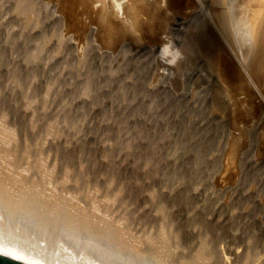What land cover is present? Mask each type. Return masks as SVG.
<instances>
[{
	"label": "rangeland",
	"instance_id": "rangeland-1",
	"mask_svg": "<svg viewBox=\"0 0 264 264\" xmlns=\"http://www.w3.org/2000/svg\"><path fill=\"white\" fill-rule=\"evenodd\" d=\"M233 4L0 0L1 229L264 264V26L248 45Z\"/></svg>",
	"mask_w": 264,
	"mask_h": 264
},
{
	"label": "bare ground",
	"instance_id": "bare-ground-1",
	"mask_svg": "<svg viewBox=\"0 0 264 264\" xmlns=\"http://www.w3.org/2000/svg\"><path fill=\"white\" fill-rule=\"evenodd\" d=\"M232 1L234 3L233 4L234 11H232L233 13L231 14H233V16L236 18V21L234 23H237L236 26L238 27V29L242 31L245 30L247 26V31L251 32L250 35L248 32L245 33V34H248L247 36H249L250 44L248 43V45L254 44L255 46V44L260 43V41L257 39L258 32L260 31L259 33H262L263 31L262 29L264 28L263 27L264 26V0H252V3H250V5L248 4L249 0H240V1L232 0ZM244 24L246 26H244ZM263 34H264V31H263ZM253 40L255 41L253 42ZM243 47H244V50H247V51H250L252 49L249 46L247 47L246 44H244ZM6 217L9 218L10 216L9 217L6 216ZM13 223L14 222L12 220L11 221L9 220V222L7 221L6 227L1 229V226H0V253H3V256L5 257L17 260L25 264H114L113 258L108 259L107 257H105L106 258V259L104 258L105 260H103L102 258L98 260L97 255L100 256L101 253L96 254V252H93V249L87 248V246L86 247L83 246L82 248L81 244H80L81 247L80 245H78L79 246L78 248L76 244L70 243L71 241L66 242L64 240V236L62 238L60 237V239H63V240L56 239L55 237L54 239H56V241H54V239L52 238L53 240L50 239L52 241L48 240L49 242H52L51 244L49 243L48 247L47 246L42 247V245H45V242L44 241L40 242L39 238L37 237V234H35L34 232L35 229L33 226H32L33 227L32 229H34V231L28 229V225L26 226V224L24 223L19 224L18 222H17L18 228L17 226L16 228H14L15 226L13 225ZM29 227L31 228V225H29ZM59 233H56V234H59ZM44 237H46V234L43 236V238ZM57 238H58V235H57ZM65 239L67 240L66 237ZM46 245L48 244L46 243ZM105 256H106V253H105ZM118 262L121 263L122 261L119 260Z\"/></svg>",
	"mask_w": 264,
	"mask_h": 264
},
{
	"label": "water",
	"instance_id": "water-1",
	"mask_svg": "<svg viewBox=\"0 0 264 264\" xmlns=\"http://www.w3.org/2000/svg\"><path fill=\"white\" fill-rule=\"evenodd\" d=\"M0 264H25V263L0 255Z\"/></svg>",
	"mask_w": 264,
	"mask_h": 264
},
{
	"label": "flooded vegetation",
	"instance_id": "flooded-vegetation-1",
	"mask_svg": "<svg viewBox=\"0 0 264 264\" xmlns=\"http://www.w3.org/2000/svg\"><path fill=\"white\" fill-rule=\"evenodd\" d=\"M250 3H252V0H249V2H248V4L250 5ZM247 17H248V15H247ZM259 41L261 40V41H263L262 39H263V37L261 38V37H259V38H257Z\"/></svg>",
	"mask_w": 264,
	"mask_h": 264
},
{
	"label": "snow or ice",
	"instance_id": "snow-or-ice-1",
	"mask_svg": "<svg viewBox=\"0 0 264 264\" xmlns=\"http://www.w3.org/2000/svg\"><path fill=\"white\" fill-rule=\"evenodd\" d=\"M0 255H3V253H0Z\"/></svg>",
	"mask_w": 264,
	"mask_h": 264
}]
</instances>
